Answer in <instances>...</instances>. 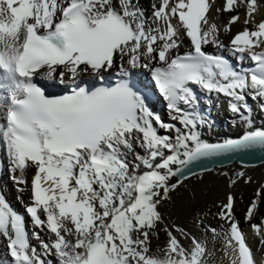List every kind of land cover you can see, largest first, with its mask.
<instances>
[{
  "label": "snow or ice",
  "instance_id": "snow-or-ice-1",
  "mask_svg": "<svg viewBox=\"0 0 264 264\" xmlns=\"http://www.w3.org/2000/svg\"><path fill=\"white\" fill-rule=\"evenodd\" d=\"M214 5L215 0H0V149L18 191L28 194L23 214L0 195V242L6 249L0 264H213L206 240L166 223L161 206L195 175V163L264 149V130L223 143L200 138L198 129L209 121L197 111L192 85L227 97L229 111L242 121L252 111L249 97L264 112V18L256 22L264 0H224L215 9L237 12L225 23L227 32L239 21L237 10L245 8L246 27L228 45L210 22ZM208 45L228 48L238 63L254 66L238 68L206 52ZM184 46L188 51L181 53ZM113 69L122 79L111 87L76 84L65 94L49 95L37 82H75L84 74L103 80ZM133 69L151 73L169 122L126 79ZM241 180L251 182L236 172L228 187ZM262 198L264 184L247 207L246 222ZM234 207L229 192L216 213L228 225L225 249L232 251L231 264H255ZM261 224L264 219L251 224L257 235ZM161 227L163 256H151L152 237ZM208 232L213 240L219 235L205 226Z\"/></svg>",
  "mask_w": 264,
  "mask_h": 264
},
{
  "label": "bare ground",
  "instance_id": "bare-ground-1",
  "mask_svg": "<svg viewBox=\"0 0 264 264\" xmlns=\"http://www.w3.org/2000/svg\"><path fill=\"white\" fill-rule=\"evenodd\" d=\"M147 3V0H145ZM224 0H215V5L211 13L210 22H213L220 29L219 39L224 45H228L231 38L238 32L243 31L246 25L245 8L243 5L237 10L239 14V21L231 26L230 31H224V25L232 15H236L237 12L232 13H217L216 8L222 7ZM264 18V7L259 10V14L256 16V22H259ZM249 30H254L253 25H247ZM185 45L187 41L185 40ZM206 52L216 55L227 56L236 66H240L241 63L237 62L236 55H234L228 48L216 49L211 45L205 46ZM260 49H257L259 51ZM188 51V47L184 46L180 48V52ZM243 62L250 63L249 60ZM242 62V63H243ZM138 78V83L150 87L153 92L156 93L154 100H147L150 109L159 114L165 122H169V112L165 106L163 97L159 94L156 88L155 82L151 77V73L146 69H133L131 70ZM113 77H118L116 69H113L111 73H104ZM85 77H95L90 74H84L77 81H65L57 84L65 85L66 87H72L75 84L81 82ZM99 78V77H98ZM47 81V80H45ZM197 90V88H196ZM202 94L200 89L198 92ZM205 106L209 109L202 112L209 121V124L204 125L198 129L200 138L204 142H216L223 141L230 137H235L242 132H246L253 129H264V112L260 111L259 104L256 106L254 103H250L252 109L249 114V120L247 122L239 119L238 116L231 113L228 109V98L217 93H208ZM209 98V99H208ZM201 100L199 99V107ZM204 108V106H203ZM217 115L214 117V115ZM223 117V118H221ZM221 118V119H220ZM2 122V121H0ZM3 163L8 165L7 158L2 152ZM2 175L0 177L1 193L6 202L13 210L19 214H23L24 204L28 201L27 192L21 193L18 191V187L13 178L9 177L6 170L2 169ZM236 172H244L245 178H251L250 183H244L243 180L239 181L234 187H228L229 178H233ZM227 173V177L224 175ZM18 175V173H17ZM32 176V170L29 169L25 173V178L29 181ZM264 184V162L241 165L237 162H230L221 166H214L210 169L195 172V175H191L189 179L170 193V199L161 206V212L164 215L165 222L174 224L186 232L193 233L201 240H206L209 250L214 254L211 257L213 264H231L232 251L231 249H225V233L228 230V225L216 217V213L219 211L218 205L225 200L227 193L231 192L235 196L234 215L239 222L240 228L245 231V235L248 236L246 231H249L252 223L259 224L261 219H264V198L261 199L257 214L251 222L245 221V213L251 200L254 198L255 193L260 185ZM248 201V202H247ZM245 206V207H244ZM205 226H211L215 228L219 235L213 240L212 233H205ZM30 229V228H29ZM182 241L184 237H180L179 232L175 233ZM29 236H31L29 231ZM264 239V224H261V234L257 235L255 232L251 233L247 242L251 246V251L254 254V258L259 253V250L264 246L261 240ZM255 241V242H254ZM32 244L37 242L31 240ZM166 244V236L161 227L159 236H153L150 244L149 255L162 257L163 247ZM260 246V249L259 247ZM227 251V255H225ZM6 249L0 242V259L5 257ZM264 255V247L262 249ZM264 264V256L262 263Z\"/></svg>",
  "mask_w": 264,
  "mask_h": 264
},
{
  "label": "water",
  "instance_id": "water-1",
  "mask_svg": "<svg viewBox=\"0 0 264 264\" xmlns=\"http://www.w3.org/2000/svg\"><path fill=\"white\" fill-rule=\"evenodd\" d=\"M245 133L246 132L232 139H239ZM223 142L224 141L213 142V143H223ZM207 143H210V142H207ZM230 162H237L241 165H252V164L264 162V149H261V148L246 149V150H241V151L234 152V153L223 154L217 157L207 158V159H204L202 161L195 163L192 166V172L195 173L198 171H203L206 169H210L214 166H221V165H224Z\"/></svg>",
  "mask_w": 264,
  "mask_h": 264
},
{
  "label": "rangeland",
  "instance_id": "rangeland-1",
  "mask_svg": "<svg viewBox=\"0 0 264 264\" xmlns=\"http://www.w3.org/2000/svg\"><path fill=\"white\" fill-rule=\"evenodd\" d=\"M7 174H9V175H11V169H10V167H9V165H8V167H7ZM11 178H13L12 177V175H11ZM248 202V201H247ZM245 207V206H244ZM2 246H3V242H2ZM264 247V246H263ZM263 247L260 249V246H259V253L256 255V259L258 260V262L259 263H261V261L263 260V252H262V249H263Z\"/></svg>",
  "mask_w": 264,
  "mask_h": 264
}]
</instances>
